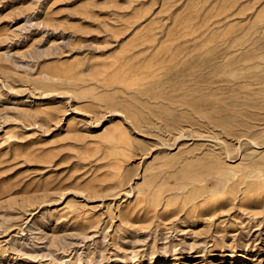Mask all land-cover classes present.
I'll return each instance as SVG.
<instances>
[{
  "label": "rangeland",
  "instance_id": "rangeland-1",
  "mask_svg": "<svg viewBox=\"0 0 264 264\" xmlns=\"http://www.w3.org/2000/svg\"><path fill=\"white\" fill-rule=\"evenodd\" d=\"M0 264H264V0H0Z\"/></svg>",
  "mask_w": 264,
  "mask_h": 264
},
{
  "label": "bare ground",
  "instance_id": "bare-ground-1",
  "mask_svg": "<svg viewBox=\"0 0 264 264\" xmlns=\"http://www.w3.org/2000/svg\"><path fill=\"white\" fill-rule=\"evenodd\" d=\"M186 135L187 134H186L184 128H181V129L179 128V130H178V136H176V137H184Z\"/></svg>",
  "mask_w": 264,
  "mask_h": 264
}]
</instances>
